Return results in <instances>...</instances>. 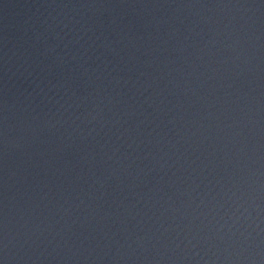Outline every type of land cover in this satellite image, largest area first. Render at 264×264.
<instances>
[{"label":"water","instance_id":"95a60500","mask_svg":"<svg viewBox=\"0 0 264 264\" xmlns=\"http://www.w3.org/2000/svg\"><path fill=\"white\" fill-rule=\"evenodd\" d=\"M0 264H264V0H0Z\"/></svg>","mask_w":264,"mask_h":264}]
</instances>
